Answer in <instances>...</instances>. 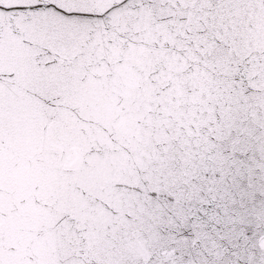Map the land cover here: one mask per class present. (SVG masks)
I'll use <instances>...</instances> for the list:
<instances>
[{
	"label": "snow or ice",
	"instance_id": "1",
	"mask_svg": "<svg viewBox=\"0 0 264 264\" xmlns=\"http://www.w3.org/2000/svg\"><path fill=\"white\" fill-rule=\"evenodd\" d=\"M0 264H264V0H0Z\"/></svg>",
	"mask_w": 264,
	"mask_h": 264
}]
</instances>
